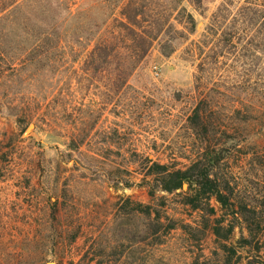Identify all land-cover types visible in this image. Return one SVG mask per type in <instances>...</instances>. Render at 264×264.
Here are the masks:
<instances>
[{"label":"rangeland","instance_id":"1","mask_svg":"<svg viewBox=\"0 0 264 264\" xmlns=\"http://www.w3.org/2000/svg\"><path fill=\"white\" fill-rule=\"evenodd\" d=\"M127 1L28 0L0 15V50L17 58L0 66V264H220L222 242L235 251L232 264H264V229L258 254L255 245L242 249L241 216L214 202L213 215L192 211L179 193L151 198L144 180L151 163L185 168L201 154L187 117L205 98L213 118L245 120L228 131L235 146L213 140L229 150L220 171L234 210L264 201V54L250 60L247 36L212 64L218 37L203 38L218 7L233 16L244 0H212L203 15L184 2L195 33L169 57L154 45L108 102L106 79H89L84 68L95 42L119 32ZM201 41L208 45L193 58L191 45ZM217 220L224 236L234 226L227 241L213 234Z\"/></svg>","mask_w":264,"mask_h":264},{"label":"trees","instance_id":"2","mask_svg":"<svg viewBox=\"0 0 264 264\" xmlns=\"http://www.w3.org/2000/svg\"><path fill=\"white\" fill-rule=\"evenodd\" d=\"M28 0H0V15L7 10H15ZM212 0H166L159 4V0H128L122 12L123 21L119 23L120 30L113 37L108 39H98L90 50L89 63L84 70L89 74V79L98 80L105 78L108 84V102L113 100L131 79L140 70L141 64L150 49L156 45L160 54L169 57L176 49V46L196 30V20L187 10L184 2L199 15H203L207 6ZM168 11V14H164ZM223 6L217 8L211 16L209 24L206 26V36H217L216 43L209 48L211 52V63H218L228 48L236 49L242 47L243 38L250 36L251 43H245L244 48L252 47L253 62L257 56L264 54V0H244L236 9L233 16L228 12L223 13ZM50 35V34H49ZM46 35V36H49ZM259 42L252 45L253 40ZM235 40V41H234ZM208 42H197L191 45L190 53L194 58L203 55V47ZM261 46V47H260ZM254 47V48H253ZM230 51V49H229ZM240 52V51H239ZM3 50H0V66L4 63L16 61L13 56L4 57ZM17 56L16 54H11ZM243 57L239 56L237 61ZM250 57V56H249ZM195 58V59H196ZM115 63V65H113ZM203 60L197 64V81L202 79ZM1 68V67H0ZM1 78V72H0ZM211 107L213 105L202 98L194 103L190 115L187 117V125L192 134L199 140L201 154L190 162L185 168H177L168 164L154 162L147 166L145 179L149 189V197H154V192H162L168 195L179 193L182 197V205L189 207L192 211H204L214 214L212 203L226 212V216L234 217L239 215L243 218L244 226L247 230V238L240 240V248H252L255 245L254 253H259L257 247L258 240L264 229V201L257 206L248 208L247 204L239 201L237 210H234L230 201L233 190L228 180L221 173V166L226 158L228 149L218 148V144H213V140L218 137L223 140V144L230 141L236 145V138L228 134L230 130H237L240 122L237 117L226 122L212 117ZM96 121L92 122L89 132L95 127ZM84 139L79 141L77 147ZM74 141H71V145ZM184 186L187 187L184 190ZM136 211L144 214L147 218L151 216V210L147 206L137 205ZM154 221L151 227L154 231L161 226V215L159 211H154ZM217 225L212 228L216 237H223L227 241L234 230L233 225H229L226 235H222L221 223L217 220ZM172 226V225H171ZM170 226V227H171ZM173 229V227L171 228ZM75 239L74 237L72 238ZM221 253L224 255L220 264H232L235 251L223 242L219 244ZM255 255L253 254V257ZM191 264H211L209 261L195 258ZM249 264H260L252 258Z\"/></svg>","mask_w":264,"mask_h":264},{"label":"built area","instance_id":"3","mask_svg":"<svg viewBox=\"0 0 264 264\" xmlns=\"http://www.w3.org/2000/svg\"><path fill=\"white\" fill-rule=\"evenodd\" d=\"M154 75H156V76L158 75V73H157V70H156V69L154 70Z\"/></svg>","mask_w":264,"mask_h":264}]
</instances>
